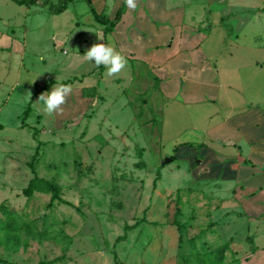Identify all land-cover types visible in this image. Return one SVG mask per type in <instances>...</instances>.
<instances>
[{
  "label": "rangeland",
  "instance_id": "obj_1",
  "mask_svg": "<svg viewBox=\"0 0 264 264\" xmlns=\"http://www.w3.org/2000/svg\"><path fill=\"white\" fill-rule=\"evenodd\" d=\"M123 1L93 0L111 18ZM49 2L0 0V258L264 264V189L247 181L264 155L227 121L264 109V0H136L107 35L84 0ZM97 43L126 68L89 62ZM60 84L49 116L39 97ZM36 174L72 204L45 183L27 196Z\"/></svg>",
  "mask_w": 264,
  "mask_h": 264
},
{
  "label": "crops",
  "instance_id": "obj_2",
  "mask_svg": "<svg viewBox=\"0 0 264 264\" xmlns=\"http://www.w3.org/2000/svg\"><path fill=\"white\" fill-rule=\"evenodd\" d=\"M190 43H191V45H193L192 42H190ZM186 51H187V49H186ZM189 52L191 54H192V52H193V54L197 53L198 56L201 54L199 56V58L201 56H204L201 51L194 52L192 50H189ZM187 56H189V55L184 54L182 56H178L176 58V62L183 63L184 59H185V61H187V58H186ZM254 62H255V64H257V66H259L260 69L264 70V61H258L257 60ZM259 105H261V104H258V102L252 103L251 105L248 106V108L246 110L239 112V114H237V115H233V116L228 117L227 121L233 129L237 130L241 134V137L248 144H250V146L254 145L256 147V148L255 147L253 148L255 153L260 154V155H264V109H259ZM257 149H259V150H257ZM259 158L260 157H256V159H259ZM261 161L264 162V158ZM254 163L256 164V162H254ZM256 165L257 166L255 168H252L251 170L259 171L263 177L259 176V174L258 175L253 174L251 180H247V181L251 184L252 183L255 184L254 188H259L260 190H263L264 189V174H263L264 173V166L261 165L260 166L261 168H259L258 164H256ZM239 172L241 174V171H239ZM239 172H238V174H239ZM253 178H255V179H253ZM252 205L255 206L254 204H252ZM256 209H258V208L256 207ZM261 210H263V209H261ZM262 212H264V211H262Z\"/></svg>",
  "mask_w": 264,
  "mask_h": 264
},
{
  "label": "clouds",
  "instance_id": "obj_3",
  "mask_svg": "<svg viewBox=\"0 0 264 264\" xmlns=\"http://www.w3.org/2000/svg\"><path fill=\"white\" fill-rule=\"evenodd\" d=\"M126 4L129 9H136L138 6L136 0H126ZM85 55L89 62H94L95 66H105L108 75L117 74L127 66L126 57L118 53L113 47L105 45L104 43L94 44L86 51ZM71 92L72 86L65 84H60L51 88L50 91L44 92L40 95L38 101L42 102V111L49 116L58 111H62L61 105L66 103V97Z\"/></svg>",
  "mask_w": 264,
  "mask_h": 264
},
{
  "label": "trees",
  "instance_id": "obj_4",
  "mask_svg": "<svg viewBox=\"0 0 264 264\" xmlns=\"http://www.w3.org/2000/svg\"><path fill=\"white\" fill-rule=\"evenodd\" d=\"M14 1H16L18 4L23 5V4L36 3L38 0H14ZM84 1L87 2V4L90 6L91 13L95 17V20L97 22H99L100 24L104 25L105 35L111 34L115 30V28L118 26V24L122 21L124 13H125V7L127 5L126 0H124L123 3L121 4V6L119 7V9L116 13V16L114 18H111L110 16L104 14L103 12H99L96 9V7L94 6L93 0H84ZM70 2H71V0H62V4L58 8L55 7L51 2H49L50 11L54 14H61L68 9ZM101 66H103V65H101ZM31 112H32V106L30 104L24 112L25 118L29 117ZM37 153H38V151H37ZM31 166L34 167L33 162L31 164ZM158 175H160V172H158ZM41 183H45L46 186L49 188V190L52 192V203L51 204H53V202H55L56 200H58L59 202L65 203V204H70V205L72 204L68 200L63 198L62 192H61V187L58 183H56L52 180H44L41 177H39L37 174L30 181L29 186L25 189V191H24L25 194L29 197L33 196L36 187H38ZM115 260H116L117 264H122L119 261V257L117 254H115ZM0 261L4 262L5 264H10L1 258H0Z\"/></svg>",
  "mask_w": 264,
  "mask_h": 264
},
{
  "label": "water",
  "instance_id": "obj_5",
  "mask_svg": "<svg viewBox=\"0 0 264 264\" xmlns=\"http://www.w3.org/2000/svg\"><path fill=\"white\" fill-rule=\"evenodd\" d=\"M169 160H171V159H168L167 161H169Z\"/></svg>",
  "mask_w": 264,
  "mask_h": 264
}]
</instances>
